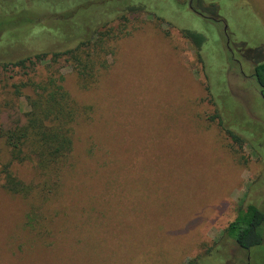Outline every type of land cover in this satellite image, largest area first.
<instances>
[{
	"label": "rangeland",
	"instance_id": "rangeland-1",
	"mask_svg": "<svg viewBox=\"0 0 264 264\" xmlns=\"http://www.w3.org/2000/svg\"><path fill=\"white\" fill-rule=\"evenodd\" d=\"M19 1L47 24L49 13L84 8L50 30L8 31L0 63L59 47L55 32L82 29L100 14L93 6L119 13L108 22L110 52H100L107 67L88 88L66 57L0 66L1 128L29 110L32 90L17 94L19 84L49 74L62 76L78 108L73 149L57 169L11 164L28 196L7 192L0 174V264H264V248L243 251L223 234L239 206L264 205V100L253 77L254 60L264 61V0H192L203 19L189 0ZM128 2L150 13L118 18ZM179 30L205 38L204 67ZM0 159L10 160L4 138Z\"/></svg>",
	"mask_w": 264,
	"mask_h": 264
},
{
	"label": "trees",
	"instance_id": "trees-1",
	"mask_svg": "<svg viewBox=\"0 0 264 264\" xmlns=\"http://www.w3.org/2000/svg\"><path fill=\"white\" fill-rule=\"evenodd\" d=\"M37 2H56L58 5L63 3L60 0H36L35 3ZM20 3L19 0H0V47L12 38L11 34L7 33L8 31L12 32V30L19 29L28 31L29 34L30 30L35 27L46 31L53 23H57L59 20L65 21L70 18V15L73 16L74 11L84 8L80 5L81 3H78L76 8L68 9L59 15L49 13L48 17L50 18L48 20L50 21L47 24L45 20H41L40 9L26 8L24 4ZM123 6L118 18L123 17L122 14L125 12L133 19L142 12L150 13L137 2H132V4L128 2ZM92 11L100 14L98 17H90L84 23L85 26L82 25V29L77 25L75 33L66 39L64 36H59L57 31L55 32L56 40L60 44L59 47L55 46L56 48L53 50L47 49L46 52L24 58H12L13 56L4 55L8 61L1 62L0 66L4 70L9 68L28 70L34 68L38 63H45L48 60L56 62L58 59L66 57V62L80 72L81 87L88 88L94 83L97 71L107 67V62L104 59L99 61L100 52H110L107 46L114 36L108 27L110 24L108 22L119 13L111 10L108 12L100 10L98 6L97 8L93 6ZM101 19H105V21H99ZM179 31L192 44L198 62L204 67L205 61L201 53L205 38L197 33ZM1 54L0 49V58L3 57ZM10 59L15 60L9 61ZM247 59L252 58L247 57ZM254 61L253 77L264 100V61ZM62 81L61 75L49 74L39 82L28 80L20 83L19 88L16 87L18 88L17 94H19L20 88L28 87L32 90V95L26 97L29 110L24 114V120L17 121L13 127L5 129L0 127V138H4L10 156V160L5 164H2L0 159V174L3 178V188L9 193L22 196H28L31 193V187L13 175L12 163L33 161L39 172L50 174L55 168L57 169L62 160L70 155L73 149L72 126L78 116V108L63 88ZM215 116L219 119L220 113ZM237 116L235 113L233 122L238 126ZM218 124L233 143L243 141L241 135L246 130L244 125L239 124L241 127L240 135L232 128L225 126L222 120H219ZM258 126L260 128V124ZM263 208L264 205L262 204H248L247 207L239 206L235 218L227 225L223 234L232 239L243 251L249 252L259 247L264 248Z\"/></svg>",
	"mask_w": 264,
	"mask_h": 264
},
{
	"label": "flooded vegetation",
	"instance_id": "flooded-vegetation-1",
	"mask_svg": "<svg viewBox=\"0 0 264 264\" xmlns=\"http://www.w3.org/2000/svg\"><path fill=\"white\" fill-rule=\"evenodd\" d=\"M193 1L192 0H189V2H188V4H187V7H188V9L190 10V11H192V13L193 14H195L196 16H199V17H201L202 19H203V14H201L200 12H197L196 10H194L193 8H192V6H191V3H192ZM198 2V1H197ZM199 4V3H198ZM200 6V5H199ZM212 20H214V19H212ZM249 256L247 257V264H248V261H249Z\"/></svg>",
	"mask_w": 264,
	"mask_h": 264
}]
</instances>
